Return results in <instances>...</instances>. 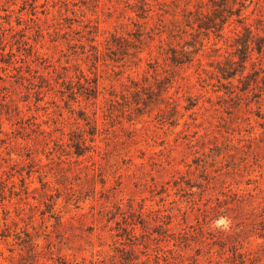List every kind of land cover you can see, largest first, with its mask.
Segmentation results:
<instances>
[{
    "label": "rangeland",
    "instance_id": "rangeland-1",
    "mask_svg": "<svg viewBox=\"0 0 264 264\" xmlns=\"http://www.w3.org/2000/svg\"><path fill=\"white\" fill-rule=\"evenodd\" d=\"M0 264H264V0H0Z\"/></svg>",
    "mask_w": 264,
    "mask_h": 264
},
{
    "label": "trees",
    "instance_id": "trees-1",
    "mask_svg": "<svg viewBox=\"0 0 264 264\" xmlns=\"http://www.w3.org/2000/svg\"><path fill=\"white\" fill-rule=\"evenodd\" d=\"M210 21L211 22H208V24L199 23L198 24V28H200V29L201 28L209 29L210 27H214L215 26V24H213L214 22H212V20H210ZM245 29H247L248 31L251 32V30L249 29L248 26H245ZM244 46L245 47H244V51H243V56L240 58L241 63L238 64V60H233L232 61V66H230L228 69H225V72H223V73H226L225 78L233 77L238 72H240L241 76H244L243 73H244V69L246 67L245 61L248 59L249 51H250V48H251L250 38H247L245 40ZM262 47H263V44L259 45L258 49L262 50ZM237 64L240 66V68L238 67Z\"/></svg>",
    "mask_w": 264,
    "mask_h": 264
},
{
    "label": "clouds",
    "instance_id": "clouds-1",
    "mask_svg": "<svg viewBox=\"0 0 264 264\" xmlns=\"http://www.w3.org/2000/svg\"><path fill=\"white\" fill-rule=\"evenodd\" d=\"M213 224H214L215 228L227 231L229 229V227H230L231 220H230V218H228L226 216H221V217L217 218L213 222Z\"/></svg>",
    "mask_w": 264,
    "mask_h": 264
}]
</instances>
